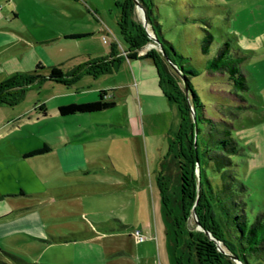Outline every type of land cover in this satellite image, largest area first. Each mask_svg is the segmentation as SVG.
Listing matches in <instances>:
<instances>
[{
  "label": "rangeland",
  "instance_id": "374dc122",
  "mask_svg": "<svg viewBox=\"0 0 264 264\" xmlns=\"http://www.w3.org/2000/svg\"><path fill=\"white\" fill-rule=\"evenodd\" d=\"M14 1L20 31L36 36L39 60L47 67L44 76L53 68L68 74L113 48L127 54L118 27L122 0ZM152 3L165 40L198 73L191 80L206 115L233 124L241 145L233 171L248 187L243 199L253 219L264 212V0ZM137 11L152 35L144 10L137 6ZM206 30L215 40L209 56L201 52ZM87 33L91 35L58 38ZM225 40L246 54L241 67L249 90L239 94L247 107L234 110L236 116L223 108L239 104L235 91L227 83L211 82L205 71L208 58ZM151 45L142 53L155 47ZM2 62L10 69V58ZM146 64L149 68H142ZM100 90H108L107 99L116 106L88 114L59 113L58 104L96 100ZM182 123L147 59L125 58L116 71L82 75L69 86L46 79L13 106L0 105V217L34 213L38 220L33 230L0 236V264H22L18 259L23 264H174V258L187 264L183 232L202 229L196 210L184 220L180 214ZM44 144L49 151L25 157ZM202 146L200 140L201 152ZM68 150L71 159L60 167ZM189 192L185 186V195Z\"/></svg>",
  "mask_w": 264,
  "mask_h": 264
},
{
  "label": "trees",
  "instance_id": "16d2710c",
  "mask_svg": "<svg viewBox=\"0 0 264 264\" xmlns=\"http://www.w3.org/2000/svg\"><path fill=\"white\" fill-rule=\"evenodd\" d=\"M140 1L146 9L149 29L155 34L157 42L151 37L142 20L138 19L136 2L122 0L119 3L122 16L118 27L119 34L127 46L125 57L119 54L117 48H113L107 56L98 57L68 74L53 68L48 77L43 74L47 67L38 62L32 71L18 73L0 84V105L13 106L24 97L28 89L41 84L46 79L69 86L82 75L97 77L112 73L120 67L125 58L130 61L151 60L156 67L162 92L169 102L177 107L183 121L181 127L185 128L184 131L180 130V134L184 132L186 139L178 150V165H181L183 170L182 199L179 204L181 217L184 220L195 209L201 226L214 238H210L204 230L189 231L186 235L183 232L185 261L187 264H237L230 256L231 253L241 264H264V212H259L251 219L246 210L247 202L243 196L248 191V187L233 171L235 166L233 158L241 152V145L232 130L233 124L206 115V104L191 80L198 73L190 64L189 58L181 55L171 42L165 40L161 24L154 13L152 0ZM86 35L89 34H73L65 38L77 39ZM214 41L213 34L206 30L201 43L203 55H210ZM149 43L161 46L167 58L157 47L142 53ZM245 58L246 54L240 48H233L229 41L225 40L219 45L216 53L208 58L205 67L211 82L216 85L227 83L235 91L232 96L234 95L233 98L239 101V104L225 107L222 106L223 103L221 104L234 116H236L234 110H243L247 107L245 97L239 94L249 90L247 76L241 67ZM168 60L172 61L176 69ZM174 70L177 75L173 73ZM107 92L109 91L100 90L99 99L95 101L60 105L58 111L62 116H70L112 108L116 106V101L108 100ZM217 97L216 99H219V95ZM221 99L223 100L222 97ZM43 112L47 113L46 108H43ZM200 140L203 152L200 150ZM49 150V145L44 144L42 148L26 153L25 157L40 155ZM185 186H190L188 195H185ZM36 227L38 220L35 223L28 217H23L7 224L6 232L33 230ZM215 240L222 242L227 251H221ZM176 243H179L178 239ZM18 260L23 264L22 259ZM173 261L174 264H186L178 261L177 258Z\"/></svg>",
  "mask_w": 264,
  "mask_h": 264
},
{
  "label": "crops",
  "instance_id": "0c3cea01",
  "mask_svg": "<svg viewBox=\"0 0 264 264\" xmlns=\"http://www.w3.org/2000/svg\"><path fill=\"white\" fill-rule=\"evenodd\" d=\"M14 2H15L14 0H0V84L9 80L10 78L17 75L18 73L32 71L36 67L37 63L41 62L39 60L40 56H39L38 49L36 48V45H37L36 38H35L36 36L22 33L20 31V26H18V24L16 23L18 19V12H17L18 10ZM66 36L67 34H63L62 36L58 38H61V37L65 38ZM6 58H10L12 62L8 65V68L10 69H7L5 64L2 62L3 59H6ZM147 60L149 61V59ZM143 66L145 67H142V68H147V69L149 68L148 64L143 65ZM143 76L145 75L141 76V82L140 81L137 82L138 83L137 86L139 90L141 89V85L144 80ZM90 101H95V99L94 98L92 100L71 99L68 102L58 104V107L60 105L71 103V102H90ZM72 148H75V147H72ZM80 151L81 153L83 152L81 147H80ZM63 154L64 155L61 156V159L59 161L60 167L65 166L64 165L65 161H69L71 159V155H70L71 152L69 150L64 152ZM11 216H12L11 214H7L5 216L0 217V236L12 234L13 232H8V231L6 232V226L7 224L12 223L13 221L19 218L28 217L31 221L35 223L37 222V218L34 213L24 214V215L14 217L9 220H4Z\"/></svg>",
  "mask_w": 264,
  "mask_h": 264
},
{
  "label": "water",
  "instance_id": "95a60500",
  "mask_svg": "<svg viewBox=\"0 0 264 264\" xmlns=\"http://www.w3.org/2000/svg\"><path fill=\"white\" fill-rule=\"evenodd\" d=\"M134 1L136 2V4H137L138 7H141V8L144 10V12H145V17H146V20H147V22H148V16H147V12H146L145 7L143 6V4H141V2H140L139 0H134ZM144 25H145V24H144ZM148 25H149V22H148ZM145 26H147V25H145ZM151 32H152V31H151ZM151 37L154 39L155 42H157V39L155 38V34H154L153 32H152ZM150 44H152V45H151L152 47H153V46L157 47V48H158V49L164 54V56L167 58V55H166V53L164 52V50L161 48V46L159 47V46H157L155 43H150ZM151 46H149V47H147V48H150ZM168 61H169V64H170L173 68L176 69V67H175V65L172 63V61H170V60H168ZM193 117H194V116H193ZM194 118H195V117H194ZM29 157H33V156H29ZM27 158H28V157H27ZM198 198H199V195H198ZM197 200H198V199H197ZM196 205H197V202H196ZM194 208H195V207H194ZM194 210H195V209H194ZM199 226L201 227L202 230H204L203 227L201 226V224H199ZM204 231H205V230H204ZM205 233H207V234L209 235L210 238L214 239L210 232L205 231ZM215 241H216V243H217V245H218V247H219V249H220L221 251H223V252H226V251H227L226 248H225V249H224V248L222 249V247H221V246H223L222 242L217 241V240H215ZM229 254H230V256H231L232 258L235 259V261H236L237 264H241V262H239V261L237 260V258H236L234 255H232L231 253H229Z\"/></svg>",
  "mask_w": 264,
  "mask_h": 264
},
{
  "label": "built area",
  "instance_id": "2783aa9c",
  "mask_svg": "<svg viewBox=\"0 0 264 264\" xmlns=\"http://www.w3.org/2000/svg\"><path fill=\"white\" fill-rule=\"evenodd\" d=\"M104 42H105V43H107V42H108V41H107V39H106L105 37H104Z\"/></svg>",
  "mask_w": 264,
  "mask_h": 264
},
{
  "label": "bare ground",
  "instance_id": "6f19581e",
  "mask_svg": "<svg viewBox=\"0 0 264 264\" xmlns=\"http://www.w3.org/2000/svg\"><path fill=\"white\" fill-rule=\"evenodd\" d=\"M193 215H194V217H195V213H193ZM196 218V217H195ZM196 220H197V223H198V219L196 218Z\"/></svg>",
  "mask_w": 264,
  "mask_h": 264
}]
</instances>
